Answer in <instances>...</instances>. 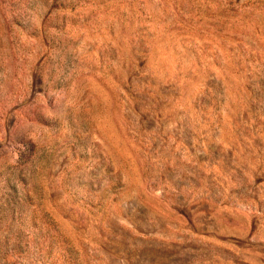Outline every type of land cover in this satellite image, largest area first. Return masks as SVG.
Segmentation results:
<instances>
[{
  "label": "rangeland",
  "instance_id": "1",
  "mask_svg": "<svg viewBox=\"0 0 264 264\" xmlns=\"http://www.w3.org/2000/svg\"><path fill=\"white\" fill-rule=\"evenodd\" d=\"M0 264H264V0H0Z\"/></svg>",
  "mask_w": 264,
  "mask_h": 264
}]
</instances>
